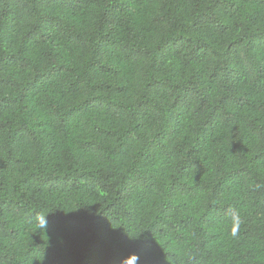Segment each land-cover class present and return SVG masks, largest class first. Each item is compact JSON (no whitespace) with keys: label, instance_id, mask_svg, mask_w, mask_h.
<instances>
[{"label":"trees","instance_id":"obj_1","mask_svg":"<svg viewBox=\"0 0 264 264\" xmlns=\"http://www.w3.org/2000/svg\"><path fill=\"white\" fill-rule=\"evenodd\" d=\"M0 264H264V0H0Z\"/></svg>","mask_w":264,"mask_h":264},{"label":"clouds","instance_id":"obj_2","mask_svg":"<svg viewBox=\"0 0 264 264\" xmlns=\"http://www.w3.org/2000/svg\"><path fill=\"white\" fill-rule=\"evenodd\" d=\"M35 226L38 229L44 230L47 228V216L44 214H39L36 218ZM233 234H235V229H233Z\"/></svg>","mask_w":264,"mask_h":264}]
</instances>
